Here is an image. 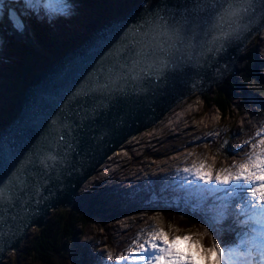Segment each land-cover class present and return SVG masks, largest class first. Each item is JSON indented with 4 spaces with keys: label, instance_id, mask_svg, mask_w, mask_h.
I'll use <instances>...</instances> for the list:
<instances>
[{
    "label": "water",
    "instance_id": "95a60500",
    "mask_svg": "<svg viewBox=\"0 0 264 264\" xmlns=\"http://www.w3.org/2000/svg\"><path fill=\"white\" fill-rule=\"evenodd\" d=\"M263 29L264 0H145L42 69L0 131V264L129 138L219 87ZM128 44L143 55L122 61Z\"/></svg>",
    "mask_w": 264,
    "mask_h": 264
},
{
    "label": "snow or ice",
    "instance_id": "6c2138e0",
    "mask_svg": "<svg viewBox=\"0 0 264 264\" xmlns=\"http://www.w3.org/2000/svg\"><path fill=\"white\" fill-rule=\"evenodd\" d=\"M36 3L47 4L51 14L62 11L61 8H53V0H35ZM215 0H205V3H214ZM244 3L246 0H239ZM2 3V0H0ZM60 3V0H56ZM138 55L137 49L128 44L120 54V59L124 62L133 60ZM149 55H154L150 53ZM91 94L84 97L85 102L90 99ZM253 141L246 142L249 149V157L246 162L238 166L233 165L236 171H229L226 175H213L212 171H206V165L199 167H185L184 173L191 174L193 180L207 186V191L211 193L224 192V200L230 199L233 194L245 193L251 198H260V205H256L253 199H250L246 205L237 206L241 214H247L249 220L259 225V229H254L255 236L249 240H242L241 244L251 243L254 246L264 250V244L258 243V240L264 239V128L255 133ZM63 139V137H61ZM259 149V152L256 150ZM3 182H0L2 184ZM15 183V181H14ZM4 200V193L0 190V202ZM226 210L227 205H222ZM222 218V216L220 217ZM212 232L205 230V235H212ZM140 235H144L141 233ZM183 241L187 244L186 249L179 245ZM223 238L216 233V239L212 246H206L201 240L194 239L191 235L169 237V233L163 228H152L147 231V238L141 240L140 236L134 238L132 245L126 249V253H121L115 258L116 264H221V259L226 251L231 253L233 249L224 245ZM108 261H113L111 253L106 254Z\"/></svg>",
    "mask_w": 264,
    "mask_h": 264
},
{
    "label": "trees",
    "instance_id": "16d2710c",
    "mask_svg": "<svg viewBox=\"0 0 264 264\" xmlns=\"http://www.w3.org/2000/svg\"><path fill=\"white\" fill-rule=\"evenodd\" d=\"M78 1L82 4V13H84L86 19L91 21L87 32L100 25L104 19L113 17L109 6L104 7L107 4H103V7L99 9L93 0ZM128 4H130V0ZM97 8L99 11H97ZM82 37L85 39L87 35H82ZM82 37L80 36V38ZM14 48L17 47L11 46V52ZM15 56L23 64L18 65L20 66L18 68H12V70H16L15 73H3L0 75V100L2 101L0 126L7 124L14 117V106L16 103L13 100L15 98L19 99L24 88L36 81L37 67L46 63L41 59V56H38L34 52L18 50ZM243 58L244 66L239 73L234 72L229 75L214 93L212 92L211 96L205 95L208 101L215 103L223 114H226L230 110L236 90L240 86L237 75L241 76L244 81L248 79H260L261 77L258 70V57L255 48L253 50L250 49ZM39 63H42V65ZM94 211L99 210L93 209V207L82 210L79 206L67 210H57L50 216L45 227L38 229L32 234L29 245L25 250L17 254L12 264H25L27 260V264H80L76 256V252L81 250L80 244L75 242L80 232L77 231V227L81 225L85 228L90 221L103 219L100 213L96 212L98 214L95 215ZM169 216L175 220L176 218L179 219L183 225L190 224L189 219L181 218L177 212L171 211Z\"/></svg>",
    "mask_w": 264,
    "mask_h": 264
},
{
    "label": "rangeland",
    "instance_id": "374dc122",
    "mask_svg": "<svg viewBox=\"0 0 264 264\" xmlns=\"http://www.w3.org/2000/svg\"><path fill=\"white\" fill-rule=\"evenodd\" d=\"M1 33L3 34V31L1 32V30H0V35L2 36ZM258 34L247 45V50H246L245 54L247 53V51L252 49L254 46L256 47L259 44V42H264V41H261L259 39ZM2 37H3L2 39L6 38L5 35ZM240 64H241V66L238 65L240 67V70L238 69V71H236L237 73H239L241 71V67H243V63L241 61H240ZM261 71H262V73H261L262 77L258 80V84L255 80L252 79V80L246 81V85H247L248 89H252L253 91L259 92L260 96L264 98V68ZM237 78H238V81H240V79L243 80V78H241V76H238ZM216 89L217 88H214L212 92L214 93V91ZM212 92L210 94H213ZM237 92L238 93L240 92L239 88L237 89ZM193 96H191L190 98H192ZM209 96H211V95H209ZM194 97L197 98L196 95ZM16 100H17V98H15L14 101H16ZM239 102H240V99H237L236 102L233 101L230 105L231 109L225 115L220 116V112L218 111V109H216V106H214V107H212V109H210V111L212 110L211 112L205 111L207 104L204 103V95L199 96L198 97L199 107H198L197 113H195V111H196L195 110L193 116L190 117L194 120V123L197 126L192 125L194 128L192 130L188 129V130H191V132H190L191 135L193 134V132L195 133V135L190 136V138L187 137L188 135L177 136L176 138L172 139L171 141H168L167 143H163V146L160 145L163 147V149H160V151H165L167 153H170L169 158L164 156L165 158H162V159H166L165 161H169V163H170V162H172L171 159H173L174 157L177 156L178 158L176 157L177 159L175 158L176 160L174 159L172 162L175 164V162H178V159L180 156H178L179 155L178 153H172V152H174V150H176V148L186 147L184 150V154L186 156L189 152L187 145L188 144L191 145V143H193V144H196L197 150H196V152H194V154H189L190 157H192L194 159H200L203 161L207 160V166L210 169H217V171H220L222 169H227V168H233L232 166L237 165L239 162L238 161V159L240 158L239 153L241 154L244 151L249 153V149L240 150L238 154L233 155V156L231 155L229 159H224V158H220V157L223 156V154L224 155L225 154H229V155L233 154V152H234L233 150L236 147H238V145L240 143H242L241 144L242 146L245 145V147H247L246 142L251 141L250 137L246 138L243 134L244 131L247 133H250V131L249 130L247 131L245 128L241 127L240 119L236 118V114H237L236 112L238 111V103ZM188 103H189V101H187L186 104H188ZM209 105H210V103H209ZM189 108H192V106H190ZM186 109H188V108H186ZM184 118H186V117H184ZM173 119L174 120H172V122L174 123V125H177L179 123V118L174 117ZM202 123L204 125V130H202V128H201ZM166 125H168V124H165V126ZM199 126H200L199 129L195 128V127H199ZM196 129H198V130L195 131ZM161 132H162V130H160V129L157 130V128H155L152 131L148 132L142 139H137L138 141L137 140L136 141L140 142V143H138L132 147L131 156L127 155L124 152L127 155V158H132V156H137V157L141 158L142 162L143 161H150V159H151L150 156H148L147 154L142 155V153H144L152 145V143L149 142V140L151 138L150 135L155 134V133H156V135H160ZM166 135H164L163 138L160 140L161 141L165 140L168 137V134H166ZM226 135L229 136L228 139H227ZM132 139H136V137H134ZM214 140H217V142L215 143V146L217 148L214 149V152L219 154V159L210 154V151L213 150L212 149L213 146L211 147V144L214 142ZM136 141H134V142H136ZM172 147H174V148L172 150H169ZM136 148H139V149H137V151H136ZM200 148H201V150H200ZM256 151L259 152V149H257ZM129 160H131V159H129ZM150 162H152V161H150ZM150 162L145 163V167H149ZM226 165H228V166L225 167ZM157 166H159V165H157ZM198 166L195 165V167H198ZM137 167H138V165H137ZM176 169H178V167ZM156 173L161 175L160 172H153L152 175H155ZM182 178L185 181V183H187L185 175H183ZM95 185L96 184H93L92 186H95ZM81 197H86V196H85V194H82ZM189 197L193 198L194 200H199V197L193 193H190ZM77 204H79V203H77ZM195 206H199V204L195 205V203L194 204H188L187 202L184 203L181 207V209H182L181 214L183 216H186V217L192 216L194 219H196L202 223L205 222L206 220L209 222L211 217H209L205 213H203V211L201 210L202 206H200V209L196 208ZM79 207H82V209H83V206L81 204H79ZM55 212H56V210H53L50 215H52ZM160 215L161 214H159V213L154 215L153 218L155 221H157V223L154 221L155 225H153L152 217L144 218L142 220V222H140V224L137 225L136 229L133 228L131 231L127 230L128 232L124 231L125 227H120V228H118L119 230H114L112 232L109 229V227H110L109 225H111L109 222L108 223H101V222L93 223V225H91L90 227L86 226L84 229H87V228L92 229L93 228L94 230H98L97 236H98V239H100L101 241L104 240L105 238H109V240H115L117 238V235H119V233L123 232V231H124L122 234L123 238H126V239L128 238V239H131L133 241L134 238H136L137 236H140V239L143 240V238L146 237L147 231L149 229L156 228L155 226H157L158 228H163L166 232L169 233V235L172 236V238L177 236V235L181 236V234H183V235L189 234L192 237L195 236V239L196 238H198L199 240L203 239V237L201 235H199V233L195 229V227H191V228L188 227L187 229H182L178 226L175 227L174 225H176V223H174L173 221H170V220L167 223L166 218H163ZM194 216H196L198 218H195ZM136 221L137 220L135 219V217H133L132 222L136 223ZM149 225H150V227H149ZM105 226H109V227H107V229H105ZM79 228L80 227H78L77 229H79ZM37 230H38V228L33 227L32 230H30V233H31L30 236H32V234L35 233ZM110 232L112 234H110ZM141 233H143L144 235H140ZM30 236L26 242L25 241L23 242L22 246H20V248L16 252L10 251L8 253L7 257L5 258L4 263H6V264L14 263V259L16 258L17 254L20 253L22 250H25L27 245H29ZM129 243L130 242L123 244V246L121 247L122 248L121 252H119V254L116 257H118L121 253L127 254L125 250L129 249L127 247ZM131 243H133V242H131ZM115 261L116 260H113L111 262L114 263Z\"/></svg>",
    "mask_w": 264,
    "mask_h": 264
},
{
    "label": "bare ground",
    "instance_id": "6f19581e",
    "mask_svg": "<svg viewBox=\"0 0 264 264\" xmlns=\"http://www.w3.org/2000/svg\"><path fill=\"white\" fill-rule=\"evenodd\" d=\"M4 21H6L5 20V18H4V15H0V30H4V24H3V22ZM9 27H10V25H8ZM258 37H259V39L261 40V41H264V29H263V31L261 32V33H259L258 34ZM242 62V61H241ZM239 65L241 66V64L239 63ZM238 69L240 68L239 66L237 67ZM197 96V98L196 97H194L195 95ZM194 95V96H193ZM202 94H198V92H195V93H193V94H191L190 96H188L187 98H186V100L184 99L183 101H181L179 104H177V106L176 107H174L173 109H172V111H170V113H168L160 122H158L156 125H154L152 128H149V129H147V130H145L144 132H141V133H139V134H137L136 136H134V137H136V139H132V138H134V137H131V138H129L118 150H116L112 155H110L105 161H104V163L101 165V166H99L98 168H97V170L95 171V173H94V175H92L86 182H85V184L82 186V188H81V190H80V192H79V195H81L82 193H85V192H87V190L89 189V187H91L93 184H99L102 180H104V178H105V173H104V170L107 168V169H110V171H109V173L110 174H112V175H116L120 180H123L129 173H132V172H135V173H133L132 175H130L128 178H132V177H135V176H138L139 174H141L142 173V171L144 172V171H146V172H149V171H153V172H160V173H162L161 171H159V167H161V166H167L168 165V161H163V163H161L159 166H157V165H152V166H149V167H145V163H147V162H150V161H144L143 162V165H142V167H141V170H140V168L137 170V171H135V170H133V169H131V162H123V163H125L124 165H122L121 167H120V169H119V171H117V172H114V168H113V166H114V163H116V161L113 163V164H110L112 161H113V159L114 158H116V157H120V159H122V157L121 156H124L125 155V151H126V148H129L130 149V151H132V147L134 146V145H136V144H138V140L137 139H142L148 132H150V131H152L153 129H155V128H159V127H163V126H165V124L168 122V120H169V117H171V113L174 111V110H178V109H186V108H189L190 106H192V109L196 106L195 104H197L198 103V97L199 96H201ZM191 96H193L192 98H190ZM195 98V99H194ZM187 101H189V103L188 104H186L187 103ZM197 111V110H196ZM195 111V112H196ZM193 114H194V112H192L191 114H190V112L188 113V115H187V117L186 118H184V119H187V118H190V117H192L193 116ZM190 123L186 126V129H192V128H194L193 126H197V125H195V123H194V120L192 119V118H190ZM181 124L183 123V121L181 120V122H180ZM191 124V125H190ZM193 125V126H192ZM196 128V127H195ZM200 128V127H199ZM248 131V130H247ZM167 136V135H166ZM171 138V137H170ZM137 140V141H136ZM134 141H136V142H134ZM161 141V140H160ZM149 143V142H148ZM244 150H245V145H240ZM137 149H139V148H136V151H137ZM242 152V151H241ZM132 154V153H131ZM209 154V153H208ZM134 155V154H133ZM177 155V154H176ZM241 155V157H242V159H246L247 158V153L244 151L243 153H241L240 154ZM124 158V157H123ZM202 158V157H201ZM175 159V158H174ZM177 159V158H176ZM175 159V160H176ZM248 159V158H247ZM173 162V161H172ZM157 162H150V165L151 164H156ZM210 164V163H209ZM176 168H177V166H176ZM165 171H169L168 169H167V167H166V170ZM101 172H103V173H101ZM105 174V175H104ZM149 174V173H148ZM160 174H158V173H156L155 175H152V176H159ZM115 176V177H116ZM78 198H79V196H78ZM77 198V199H78ZM259 198V197H258ZM50 217V216H49ZM138 220H141L142 218H143V216H141V215H139L138 216ZM149 227H150V225H149ZM110 228V227H109ZM32 230V229H31ZM121 230V229H120ZM98 234V233H97ZM110 234H112L111 232H110ZM189 235V234H188ZM170 237V236H169ZM199 240V239H198ZM249 247V246H248ZM182 248L183 249H186L187 248V245L186 246H182ZM251 251H253V249H250ZM253 252H255V251H253Z\"/></svg>",
    "mask_w": 264,
    "mask_h": 264
}]
</instances>
